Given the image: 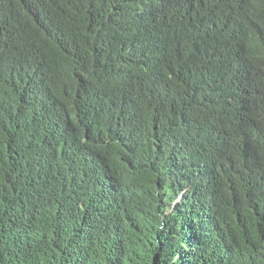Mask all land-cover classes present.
<instances>
[{"label": "trees", "instance_id": "obj_1", "mask_svg": "<svg viewBox=\"0 0 264 264\" xmlns=\"http://www.w3.org/2000/svg\"><path fill=\"white\" fill-rule=\"evenodd\" d=\"M0 264H264V0H0Z\"/></svg>", "mask_w": 264, "mask_h": 264}]
</instances>
